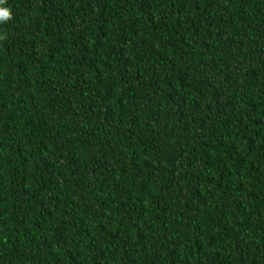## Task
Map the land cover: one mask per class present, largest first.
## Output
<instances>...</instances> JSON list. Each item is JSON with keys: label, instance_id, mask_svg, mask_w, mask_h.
Here are the masks:
<instances>
[{"label": "trees", "instance_id": "obj_1", "mask_svg": "<svg viewBox=\"0 0 264 264\" xmlns=\"http://www.w3.org/2000/svg\"><path fill=\"white\" fill-rule=\"evenodd\" d=\"M0 264H264V0H6Z\"/></svg>", "mask_w": 264, "mask_h": 264}, {"label": "clouds", "instance_id": "obj_2", "mask_svg": "<svg viewBox=\"0 0 264 264\" xmlns=\"http://www.w3.org/2000/svg\"><path fill=\"white\" fill-rule=\"evenodd\" d=\"M6 0H0V25L13 18V12L10 7H5Z\"/></svg>", "mask_w": 264, "mask_h": 264}]
</instances>
